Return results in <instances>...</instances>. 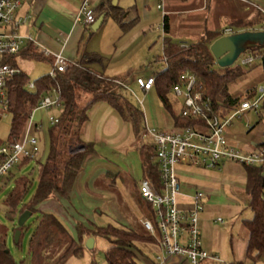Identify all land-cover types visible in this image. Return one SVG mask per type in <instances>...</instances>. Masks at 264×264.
<instances>
[{
	"label": "trees",
	"instance_id": "1",
	"mask_svg": "<svg viewBox=\"0 0 264 264\" xmlns=\"http://www.w3.org/2000/svg\"><path fill=\"white\" fill-rule=\"evenodd\" d=\"M117 12L115 16L113 15L115 21L121 28H128L129 26L126 27L122 23L121 15ZM163 25L166 35L163 38V52L158 61L162 69L154 73L152 88L164 108L172 115L175 129L193 127L192 121L171 112V104L167 97L171 93V88L179 82L183 74L195 77L197 91L204 99H209L213 110L221 115H225L242 99L251 95L253 89L240 98L232 97L227 92V84L242 75L239 67L216 69L217 66L209 47L216 39L223 36L222 31H206L199 40L181 45L172 42L167 36L166 18H164ZM254 25L259 26L257 30H252ZM227 27L235 31L234 33L243 29L264 32V13L257 12L256 18L253 19L230 22ZM262 49H264V44L248 52L254 53ZM20 54L21 51L11 58L10 63L15 65V58ZM22 54L34 59L42 57L41 53L32 48H27ZM89 61L87 58L85 63L73 61V64L55 78L45 75L36 79L34 91L26 88L29 80L22 72L10 79L6 85L8 114L11 116V122L8 137L5 141H0V145L4 142H15L20 138L29 115L37 108L41 97L55 92L61 108L58 122L48 129L47 157L40 165L35 193L29 204L25 206L26 211L31 212V215L36 212L39 214L35 229L29 239V255L32 264H65L71 258H80L85 250L84 242L88 238L103 239L107 242L108 246L104 252L107 264H138L136 255L139 251L136 244L154 241L153 237L125 226L111 224L97 226L88 221L85 224L77 223L74 232L70 233L54 214L37 211L38 206L50 198L69 199L74 181L82 170L85 156L93 151L92 144H86L80 140L79 132L88 119V110L94 104L105 102L110 105L122 121L131 125L136 139H139L143 130V113L118 91L120 80L107 78L92 71L87 66ZM260 62L264 73V56L261 57ZM256 113L259 116V122L262 120L264 122V99ZM252 128L253 126L248 127V130ZM73 131L76 136L72 142L81 145L84 150L70 154L66 152L67 145L63 141L68 136L70 137ZM262 135L264 138V123ZM255 147L264 152V139ZM154 152L155 147L152 142L139 147L140 167L143 178L151 180L155 187L160 189V171L155 163ZM29 162L24 160L20 166ZM244 168L247 207L252 213L251 218L244 222L248 232L246 255L253 263L264 264V185L261 178L263 166H245ZM6 176L9 179L11 172ZM27 187L28 180L25 178H20L15 182L14 189L5 201L10 217L17 212ZM136 200L144 208L146 218L152 220V207L139 194ZM22 213L20 212L18 218ZM23 226L17 225L14 230V233L20 232L19 239L15 243L18 246L21 243ZM5 238L6 231L2 229L0 230V264H15L7 249Z\"/></svg>",
	"mask_w": 264,
	"mask_h": 264
},
{
	"label": "crops",
	"instance_id": "2",
	"mask_svg": "<svg viewBox=\"0 0 264 264\" xmlns=\"http://www.w3.org/2000/svg\"><path fill=\"white\" fill-rule=\"evenodd\" d=\"M84 2L94 11L96 19L100 16L103 17V21L96 31L91 29L92 24L85 23L83 15L80 14V7ZM116 12L121 15L122 23L126 27L129 26L128 28H121L115 21L113 15L115 16ZM203 12H207V16L203 18V22L200 21V32H202L200 37L206 31H219L215 28V21L224 24V28L220 30L223 32L228 28L230 22L242 19L238 18L237 15H243L249 19L253 18L257 12L264 13V0H21L17 17L20 19L28 18V21L17 28V32L23 38L21 54L18 57L31 58L22 54L27 48L36 49V52L39 53V50L44 48L49 53L61 55L68 61L85 63L87 58L90 60L87 66L92 71L123 82L122 78L106 74L112 59L129 51L135 55L140 54L144 64L155 53L152 64H157L159 55L161 56L163 52V38L166 35L163 25L164 18L167 19V36L172 42L187 45L193 43V40L181 39H184L188 34L182 33L178 36L183 38L176 39L174 37L176 34H172V29L186 27L192 30V26L195 28V24L199 26L193 21L192 16ZM35 60L44 61L49 67V70L38 78L48 75L52 67L50 58L40 57V59ZM15 65L17 66L16 58ZM20 71L23 73L22 70ZM156 72L148 74L143 79L154 76ZM152 91L153 88L146 94H151ZM87 117L86 123L79 132V138L83 143L92 144L93 151L85 156L82 170L74 181L69 199L50 198L37 208L38 212L54 214L70 233L74 232L77 223L85 224L87 222L85 220L87 202H94V198L97 196H105L104 199L114 202L116 190L111 189V187L117 188L118 183V193L123 194L126 198L130 194L135 204L142 208L138 204L136 196L139 194V182L143 179L139 160V147L143 143L135 138L132 129V140L121 144L129 133L127 123L122 121L113 108L105 102L94 104L88 110ZM143 121L142 132H145L146 126L148 129L155 128L161 132L175 130L174 120L170 114H163L161 122L152 126L145 122L144 116ZM35 125L40 130L42 121L39 120ZM254 146L249 145L248 150H252ZM108 156H114L115 160H110L107 158ZM176 172L180 181L178 196L188 198V205L184 202L180 206L181 211L187 212L192 209L191 197L196 192H201L207 199L212 197V193H215L216 190L214 189L203 190L204 192H202L195 185L185 183L182 173L179 170ZM116 178L123 179V181L127 180L130 183V188H132L131 191L125 188L122 180L116 182ZM222 185V183L221 185L215 183L210 184V187L221 188ZM238 187H240L239 193L245 194L246 179L244 183L238 184ZM186 192L192 193L190 197L185 194ZM215 195L217 196V194ZM110 206L113 207L114 205ZM100 209L109 211V204H101L99 214ZM209 209L205 206L202 214ZM144 218L149 219L146 218V215ZM246 220L248 219L242 221L246 230L245 254L248 241V232L244 224ZM197 221L202 248L208 254L214 255L219 252V246L217 243L215 245V240L212 238L213 234L209 229L210 227L207 226L209 222L205 219V215H200ZM125 227L133 229L130 226L125 225ZM142 228L144 229V227ZM144 231L145 233H141L150 236L145 229ZM219 236L220 234L216 235L217 238ZM5 241L7 244V236ZM141 243H146L145 247L147 248L143 249L136 244L139 251L136 255L138 264H190L187 259L178 256L164 257L163 260H160L162 253L155 239ZM74 259L76 258L69 259L65 264H71L70 262ZM89 264L96 263L90 259ZM207 264L213 263L208 262ZM220 264L225 263L221 261ZM228 264H241V262L233 259Z\"/></svg>",
	"mask_w": 264,
	"mask_h": 264
},
{
	"label": "rangeland",
	"instance_id": "3",
	"mask_svg": "<svg viewBox=\"0 0 264 264\" xmlns=\"http://www.w3.org/2000/svg\"><path fill=\"white\" fill-rule=\"evenodd\" d=\"M207 16V12L201 14H195L192 16L194 22L198 23L199 26L195 24V28L192 26V30L186 27H177L172 29V34L176 39L183 38L178 35L182 33H187L188 35L184 37L186 41L195 42L199 40L202 32H200V21ZM238 18L245 17L243 15H237ZM256 18L253 16V18ZM252 18V19H253ZM248 20V18H245ZM244 19V20H245ZM251 19V18H249ZM216 29L221 30L224 28V24L217 23ZM226 26V25H225ZM258 25H254L252 30H257ZM246 29H243L240 32H244ZM246 31H251L247 29ZM235 32V31H234ZM178 36V37H177ZM119 54V53H118ZM117 54V55H118ZM250 52L246 51L241 54L240 57L235 61L232 67H239L242 70V75L236 78L233 81H230L227 84V92L232 97H243L245 93L249 90L257 88L258 86L264 87V73L262 71V66L259 58H255L250 65H242L241 60L247 56H250ZM116 55V56H117ZM155 53L143 64L142 56L135 55L129 51L124 53L122 56L118 55L116 58L112 59L107 70V75L112 74L111 76H117L122 78L123 82L118 86V91L125 96V98L138 107L145 117V122L149 123V126H152L155 123H160L163 117V114H169V112L164 108L163 104L157 98L155 90L151 94L144 93L136 84L135 79L137 77L144 78L148 74L162 69V65L157 63L153 65V60L155 59ZM159 57H161L159 55ZM17 67L23 71L27 76L30 82H34L36 78L46 73L49 70L48 64L44 61L35 60L33 58H21L16 57ZM115 69V70H113ZM216 69H219L217 66ZM116 72H119L116 74ZM114 74V75H113ZM124 76V77H122ZM51 99L55 100L56 95L51 94ZM168 100L171 104V112L175 115H178L183 99L182 97H176L173 93L168 94ZM249 101H253V98L247 97ZM61 113V108L59 106H53L50 108H38L33 111L32 114V124L38 123L39 120L42 121L41 129L35 132V137L37 139V148H38V158L35 161H30L29 163L20 166V164L14 166L11 169V176L8 177L5 175L0 178V230L4 229L7 236V249L9 250L15 264H31V258L29 256V239L35 229L38 213H34L31 217L25 222L22 228V237L20 245H16L14 242V230L17 228V220L20 212L27 210L26 205L31 201L38 182V175L40 165L44 163L47 153H48V129L52 125L50 119H58ZM11 116L10 114L5 115L3 119L0 120V141H5L9 134ZM258 114L249 110L245 112L240 118H234L232 124L227 128L225 132V137L228 141L237 144L243 149L242 155H245L249 152V145H256L263 141V120L259 122ZM128 129V135L122 140L121 144L128 143L132 140V128L129 123L126 124ZM253 128L249 131L248 127ZM144 127V121H143ZM148 129V127L146 126ZM151 128V127H150ZM75 132L73 131L67 138L64 139L63 143L67 145L66 152L70 154L79 153L84 150L81 145H77L72 142L75 138ZM138 141L143 144H148L151 142V139L146 134L141 132ZM65 145V146H66ZM64 157V156H63ZM110 160H115L114 156H108ZM20 166V168H18ZM245 166L240 163L235 162H226L222 166L217 167L216 169L211 168H202L188 166L185 164H180L176 166V170L182 173V176L185 178L184 182L187 184L195 185L200 191L214 189L215 193H212V197L207 199L204 197L201 199L203 207H209L204 214L200 212L197 215V218L200 215H205V219L209 222L208 227L212 232V238L215 240L219 246V252L214 255L218 257L219 261L223 263L231 262L233 259L235 261L241 262V264H255L253 261L247 257L244 253L246 230L243 227L242 221L244 219L251 218V211L247 207L246 196L245 194L239 193V188L237 185L245 182ZM25 178L28 180V187L25 194L23 195L21 202L17 208V212L13 214L12 217L8 214V208L5 204V201L8 195L12 192L15 186V182L20 179ZM125 185L126 189L130 188V183L123 179L116 178V182H121ZM115 179L113 180V182ZM221 183L223 184L221 188H212L210 184ZM119 184V183H118ZM118 184L111 187V189L116 190L114 195L116 196L114 202L109 201L105 196H97L92 201L87 202V217L85 220L88 222L94 223L97 226H105L107 224L111 225H120V226H130L137 232L145 233L143 226V221L145 217V210L142 207H139L135 204L134 199L129 194L126 198L123 194L118 193ZM129 193V192H128ZM186 195L190 197L191 192H186ZM217 194V196L215 195ZM136 196V195H135ZM187 196V197H188ZM104 197V198H103ZM188 205V198H181L177 196L176 206L180 209V206L184 204ZM109 204V211H103L100 209V214L98 213L101 204ZM114 205L113 207L110 205ZM91 208V210H90ZM220 218L223 224L215 222L216 219ZM222 225V226H221ZM224 225V226H223ZM217 234H220L219 238L216 237ZM87 240V239H86ZM85 240V242H86ZM84 242V244H85ZM143 249L146 243H137ZM107 242L103 239H96L92 251L84 250L82 257L72 260L71 264H89L90 259H93L96 264H107L104 252L107 249ZM216 252V251H215ZM217 254V255H216ZM256 264H260L259 262Z\"/></svg>",
	"mask_w": 264,
	"mask_h": 264
},
{
	"label": "built area",
	"instance_id": "4",
	"mask_svg": "<svg viewBox=\"0 0 264 264\" xmlns=\"http://www.w3.org/2000/svg\"><path fill=\"white\" fill-rule=\"evenodd\" d=\"M20 5L21 0H0V120L8 114L7 82L21 72L16 65L10 63L11 58L21 51L23 44V38L17 28L28 21V18L17 17ZM80 14L86 24H93L96 20L94 11L86 2L80 7ZM230 34H234L230 28L223 31V36ZM28 40L31 41L30 38ZM39 51L42 57L51 60L52 67L48 74L51 78H55L73 64V61H68L58 54H51L44 48ZM263 56L264 49L243 58L241 64L250 65L255 58L261 59ZM135 82L144 93H148L153 87L154 76L147 79L137 77ZM121 84V81L118 82V86ZM26 88L34 91V82H28ZM171 93L182 97L179 115L192 121L193 127L178 128L172 132L146 128L145 132H142L149 136L155 147L154 158L161 179L160 189L149 179L143 178L139 182L140 197L153 209L152 220L144 219L143 227L157 241L162 253L160 260L178 256L187 259L190 264H220L217 256L208 254L202 248L197 215L204 210L201 203L203 194L196 192L191 197L190 211H181L176 206L180 181L175 167L186 164L212 169L226 162L263 166L261 178L264 185V152L254 146L247 154L242 155L243 150L225 137V132L234 118H240L249 110L256 112L259 109L264 99V87L254 88L249 96L253 101L244 98L225 115L215 112L209 99H204L197 91L193 75H181L179 82L171 88ZM52 94L57 96L55 92ZM53 106L60 107L58 96L53 100L47 95L41 97L36 109ZM32 114L33 112L29 115L26 127L18 140L0 145V178L22 161H35L38 158L35 132L39 128L31 123ZM50 122L56 124L58 120L50 119ZM217 222L222 223V220L218 218Z\"/></svg>",
	"mask_w": 264,
	"mask_h": 264
},
{
	"label": "water",
	"instance_id": "5",
	"mask_svg": "<svg viewBox=\"0 0 264 264\" xmlns=\"http://www.w3.org/2000/svg\"><path fill=\"white\" fill-rule=\"evenodd\" d=\"M103 21L100 16L92 24L91 29L96 31ZM264 44L263 31H244L230 35L222 36L216 39L209 47V51L214 58L216 66L219 68L231 67L241 54L250 49L262 46ZM31 217V212L24 211L18 218L17 225L22 227ZM20 232L14 233V242L19 239ZM86 250L91 251L94 247V239L88 238L84 244Z\"/></svg>",
	"mask_w": 264,
	"mask_h": 264
}]
</instances>
